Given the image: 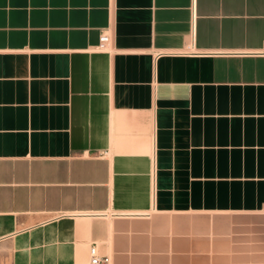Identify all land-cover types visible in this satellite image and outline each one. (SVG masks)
<instances>
[{"label":"crops","instance_id":"0c3cea01","mask_svg":"<svg viewBox=\"0 0 264 264\" xmlns=\"http://www.w3.org/2000/svg\"><path fill=\"white\" fill-rule=\"evenodd\" d=\"M93 245L264 264V0H0V264Z\"/></svg>","mask_w":264,"mask_h":264},{"label":"built area","instance_id":"2783aa9c","mask_svg":"<svg viewBox=\"0 0 264 264\" xmlns=\"http://www.w3.org/2000/svg\"><path fill=\"white\" fill-rule=\"evenodd\" d=\"M110 43V36L108 34H103L100 37V48H106L108 44ZM97 247L93 245L91 247V255H92V264H108L110 261V258L108 256L100 257L97 251Z\"/></svg>","mask_w":264,"mask_h":264}]
</instances>
